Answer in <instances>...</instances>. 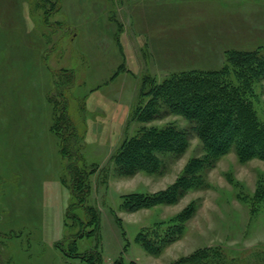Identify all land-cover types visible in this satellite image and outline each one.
Returning a JSON list of instances; mask_svg holds the SVG:
<instances>
[{
    "label": "rangeland",
    "instance_id": "obj_1",
    "mask_svg": "<svg viewBox=\"0 0 264 264\" xmlns=\"http://www.w3.org/2000/svg\"><path fill=\"white\" fill-rule=\"evenodd\" d=\"M36 17L29 0H0L1 264H87L69 253L78 235L82 254L101 238L104 264H174L204 247L221 250L227 264H264L263 161L241 163L231 153L207 174L204 189L176 205L132 213L123 210L122 197L166 189L191 158L203 155L201 143L192 136L181 159L162 157L160 174L121 177L111 161L144 126L132 117L143 80L221 70L227 51L264 47V0H60L52 27L42 13ZM63 70L74 72L68 111L84 135L81 161L94 171L85 205L97 208L101 225L92 235V226L79 224L88 221L84 208H72L76 201L63 180L68 160L52 131L49 95ZM254 90L264 121V82ZM170 123L189 127L173 115L145 126ZM191 202L197 211L181 238L149 254L138 234L164 240Z\"/></svg>",
    "mask_w": 264,
    "mask_h": 264
},
{
    "label": "trees",
    "instance_id": "obj_2",
    "mask_svg": "<svg viewBox=\"0 0 264 264\" xmlns=\"http://www.w3.org/2000/svg\"><path fill=\"white\" fill-rule=\"evenodd\" d=\"M29 4L34 18L42 13V23L46 27H52L50 19L60 10V0H29ZM226 55L227 65L221 70L173 73L160 83L153 77L143 80L140 102L132 117L144 126L136 135L125 138L112 157L117 174L121 177H133L140 173H162V157L172 155L175 160L181 159L190 148L192 136L200 141L203 155L191 158L176 181L166 189L153 194L124 195V211L132 213L160 205H176L190 192L204 189L207 174L231 153H235L241 163L252 160L264 162V121L259 118L254 106V89L264 82V47L253 51H227ZM74 81V72L63 70L58 73L57 88L49 95V101L54 106L52 131L60 137L61 154L68 160L67 177L64 176L63 180L76 201L72 208H84L88 221L84 223L80 220L79 224L82 228L92 226L93 230L88 233L92 235L95 231L99 233L101 218L97 208L85 205L90 192V176L94 171L81 161L84 135H80L68 111L70 101L67 100L66 93ZM146 99V103L142 102ZM170 115L186 120L188 129L179 128L174 123L162 128L145 126ZM196 211L195 203L191 202L174 217L164 240L158 238L153 242L146 238V234L139 233L137 241L149 254L159 255L163 247L181 238L184 223ZM78 238L84 236L78 235L69 243L70 255L87 264H104L101 238L97 235L98 245L91 252L83 254L78 251ZM3 246L0 242V255ZM116 264L124 263L120 259ZM174 264L227 262L221 250L204 247Z\"/></svg>",
    "mask_w": 264,
    "mask_h": 264
}]
</instances>
